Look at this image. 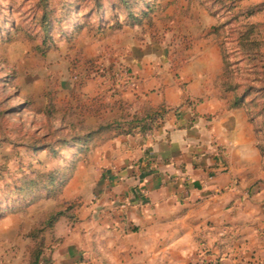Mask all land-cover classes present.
<instances>
[{
	"label": "crops",
	"instance_id": "obj_1",
	"mask_svg": "<svg viewBox=\"0 0 264 264\" xmlns=\"http://www.w3.org/2000/svg\"><path fill=\"white\" fill-rule=\"evenodd\" d=\"M202 11L200 30L214 24ZM249 20L264 27L263 12ZM213 34L194 39L177 76L156 44L126 39L113 47L118 80L81 87L110 111L104 121L89 113L90 128L165 113L149 132L88 144L60 194L78 203L45 230L49 264H264V154L246 110L214 80L224 64Z\"/></svg>",
	"mask_w": 264,
	"mask_h": 264
},
{
	"label": "rangeland",
	"instance_id": "obj_2",
	"mask_svg": "<svg viewBox=\"0 0 264 264\" xmlns=\"http://www.w3.org/2000/svg\"><path fill=\"white\" fill-rule=\"evenodd\" d=\"M49 1L54 10L50 35L46 36L45 27L38 21V0H0V166L8 168L1 184L9 182L8 176L19 177L21 170L28 173V164L41 170L57 168L58 175L72 173L74 160L83 158L84 152L58 147L55 156L45 150L34 154L28 145L37 139L50 142L56 137H69L70 123L78 124L89 113L106 120L110 111L100 103L103 96H88L81 87L89 80H118L116 73H120V68L115 70L112 61L114 46L121 42L126 45L130 38L154 43L170 59L171 73L177 76L176 71L190 56L188 49L194 39L205 31L214 33L213 27L229 16L218 11L213 15L214 24L200 30L202 10L212 13L199 0H192L187 6L178 0H137L132 2V12L149 7L148 17L139 25L117 27L126 14L117 0H71L74 5L68 13L60 6L62 0ZM229 27L213 34L217 42L229 40ZM262 33L264 36V27ZM224 46L231 65L214 80H220L221 87L231 96L233 93L225 89V84L237 85L241 92L249 81L244 78L255 76L256 72L246 59L240 60V54L231 52L233 43L226 41ZM256 96L260 104L263 96ZM256 112L253 108L248 118L264 150V119ZM1 193L0 209L6 206ZM61 193L40 197L29 205L19 202L15 213L0 217V264H23L31 245L30 240L26 242L30 228L44 225L57 209L72 208L78 203L76 199L65 201ZM14 224L20 225L16 233L9 230Z\"/></svg>",
	"mask_w": 264,
	"mask_h": 264
},
{
	"label": "trees",
	"instance_id": "obj_3",
	"mask_svg": "<svg viewBox=\"0 0 264 264\" xmlns=\"http://www.w3.org/2000/svg\"><path fill=\"white\" fill-rule=\"evenodd\" d=\"M98 2L99 0H95ZM120 5L125 8V20L117 24V27L122 24L127 26H135L141 24L143 18L148 17V11L141 9L138 13L131 10L132 2L137 0H117ZM201 4L208 5L212 15H216L218 11L227 13L229 16L223 22L213 27L214 33L218 34L221 28L230 25L226 38L220 42V49L224 64V73L227 72L229 64L227 62V50L225 48L226 41L233 43L231 52L240 54V60H247L250 69L254 70L255 76H246V81L243 85V90L238 92V86L232 84H225V89L233 93L230 101V107H244L247 114L250 115L253 108L256 113L261 114L264 119V36L261 29L260 21H250L249 18L256 13H264V0L242 7L237 4L238 0H199ZM115 3V2H112ZM49 0H38L37 6L40 10L38 21L42 27H45V35L49 36V28L51 26L53 6ZM74 2L71 0H62L60 6L66 13L71 10ZM10 34H8V38ZM44 40V39H43ZM237 63V62H233ZM250 75V73L248 74ZM256 95H262L260 104L256 101ZM165 109L160 106L141 117H133L129 121H112L97 125L96 128H90L83 124V120L77 123H70L69 137H56L50 142H41L37 139L32 145H28L29 149L36 154L41 150L48 151L50 155L55 156L58 152V147L75 149L76 152H84L88 150V144L101 134H111L114 131L115 135L129 134L133 129L138 128L141 133L149 132L159 119L163 117ZM78 125V126H77ZM78 130H75V129ZM260 146V145H259ZM262 154H264L263 147L260 146ZM74 152V156L76 155ZM82 159V158H81ZM79 159V160H81ZM74 160L71 168L74 171L77 162ZM76 162V163H75ZM26 173L21 170L19 177H9V182H2L8 175V168L5 165L0 166V192L4 195L5 207L0 209V217H4L8 213H15L17 211V203L23 202L24 205L32 204L40 197H50L57 192H62L65 185L72 176L58 175L59 170L52 168L50 170L36 169L28 164ZM4 172V174H3ZM3 186H6L4 190ZM2 188V190H1ZM43 191V194L39 192ZM69 208H59L49 216L46 223L40 227H32L27 232V237L31 240L29 247V256L26 264H49L51 258H44V253L47 249L45 244V230L50 229L54 223L62 216H68ZM102 264H106L103 261ZM206 264H219L218 261H210Z\"/></svg>",
	"mask_w": 264,
	"mask_h": 264
}]
</instances>
